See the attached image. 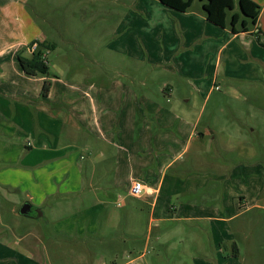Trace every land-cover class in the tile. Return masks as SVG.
Here are the masks:
<instances>
[{
	"label": "rangeland",
	"instance_id": "374dc122",
	"mask_svg": "<svg viewBox=\"0 0 264 264\" xmlns=\"http://www.w3.org/2000/svg\"><path fill=\"white\" fill-rule=\"evenodd\" d=\"M193 5L200 7V0ZM165 9L159 0H0V44L32 38L54 44L45 51L47 64L73 84L72 97L86 105L93 97L98 108L102 85L142 80L148 99L180 112L202 108L200 124L219 133L183 152L172 146L164 171L152 162L154 182L160 177L162 184L146 195L149 201L130 194L129 163L85 150V129L60 133L59 157L44 164L35 146L9 154L10 143L32 139L13 134L0 145V264H128L134 258L136 264H264V82L221 72L213 82L197 78L212 65L200 49L179 45L167 54L172 37ZM191 58L190 75H182L177 60ZM200 81L203 97L212 86L204 103ZM67 105L58 110L71 112L74 103ZM94 163L99 170L89 177ZM117 177L126 186L116 187ZM85 182L97 185L85 189ZM25 201L41 216L20 215ZM56 225L73 233L62 232L55 244L34 237L39 227Z\"/></svg>",
	"mask_w": 264,
	"mask_h": 264
},
{
	"label": "crops",
	"instance_id": "0c3cea01",
	"mask_svg": "<svg viewBox=\"0 0 264 264\" xmlns=\"http://www.w3.org/2000/svg\"><path fill=\"white\" fill-rule=\"evenodd\" d=\"M194 1L183 12L161 3L170 18L166 26L172 39L166 42L167 54L172 55L179 45L188 51L202 50V55L208 57L212 70L208 66V72L204 76L197 71L195 76L199 79L203 77L209 79L211 76L213 82L218 72H221L228 78L244 77L243 79L246 80L264 82V0H253L259 5L255 24L245 31H240V28L236 26V32H232L228 24L220 27L209 22L201 1L200 7L192 9ZM237 1L234 0L233 12H239ZM32 40L38 39H22L6 43V45L0 44V145L9 144L7 139L13 134L17 137L32 136L31 140L27 139L23 144L16 142L6 145L12 146V149L8 150L9 154L19 153L22 147L28 150L35 146L44 155L39 160L40 164H44L59 157L60 149L56 145L60 133L75 136L80 129H85V150L99 158L107 156L108 152L110 159L129 163L128 190L132 181H140L145 186L143 197L148 200L146 195L156 193L162 184L160 177L154 182V173L150 171L152 162L157 164L158 171H164L170 163L168 155L171 153L172 146H174L173 149L180 147V152H183L189 144L197 146L219 135L210 125L200 124L202 108L198 112L190 110L188 112L183 109L180 112L171 108L170 105L163 106L154 102L148 99V87L142 80L139 84L131 80L128 83L114 81L113 84L110 82L102 85L98 91L100 98L98 108L93 97H89V105H86L82 98H74L68 91L73 84H68L55 76L50 69L48 75L31 76L24 72L18 63L17 54L21 53L29 58L37 45V42L29 45ZM27 41H29L28 44ZM205 43H207V50L202 49ZM26 46L30 49L29 53L25 49ZM47 49L53 48L43 49L44 53ZM150 60L153 61V59ZM193 60L191 58L188 64L181 59L177 60L180 67L178 70L182 75H190ZM174 67L176 68V65ZM45 80L50 81V87L48 94L42 96L41 90ZM199 83V88H196L204 103L212 86L203 97L200 88L205 82ZM141 85L146 87L142 90L143 94H139L141 91H138ZM163 93L169 96L171 88L165 85ZM188 101L189 99H184V102ZM60 102L63 105L61 107L57 105ZM67 103H74L71 112L65 113L58 110L67 107ZM88 168L91 171L89 177L97 174L99 170H96L95 163ZM86 174L87 172L85 177ZM89 182H85V189L96 187L97 184ZM152 182L156 183V186L152 185ZM115 186L126 185L121 178L117 177ZM98 187H100L99 182ZM71 188L78 189L79 184ZM58 189L62 190L60 187ZM65 191L67 190L61 193ZM18 226L20 227L21 224ZM88 227L89 225L85 223V236L89 235ZM64 231L69 232L70 235L73 233V229L58 225L55 229L39 227L34 237L42 244L43 241L50 240L55 244L58 237L63 236ZM80 234L79 232L77 235ZM142 255L143 253L140 254ZM133 260L135 261V258L128 260V264H131Z\"/></svg>",
	"mask_w": 264,
	"mask_h": 264
},
{
	"label": "trees",
	"instance_id": "16d2710c",
	"mask_svg": "<svg viewBox=\"0 0 264 264\" xmlns=\"http://www.w3.org/2000/svg\"><path fill=\"white\" fill-rule=\"evenodd\" d=\"M163 5L177 11H186L193 0H159ZM206 15V19L220 27L230 26L232 32H236V26L240 31L247 30L254 25L259 11V5L253 0H238L239 12H233L235 7L234 0H200ZM230 12V13H229ZM37 42L36 48L31 56L25 57L21 53L17 54L20 67L28 75H48L49 66L45 59L43 49L54 46L45 40H32L29 45ZM50 87V81L45 80L42 86L41 95L46 96ZM34 207V206H33Z\"/></svg>",
	"mask_w": 264,
	"mask_h": 264
},
{
	"label": "water",
	"instance_id": "95a60500",
	"mask_svg": "<svg viewBox=\"0 0 264 264\" xmlns=\"http://www.w3.org/2000/svg\"><path fill=\"white\" fill-rule=\"evenodd\" d=\"M36 212L35 216H40L41 212L37 207H33V205L29 201H25L21 204V206L18 209V213L23 216H30L32 215L31 212Z\"/></svg>",
	"mask_w": 264,
	"mask_h": 264
},
{
	"label": "built area",
	"instance_id": "2783aa9c",
	"mask_svg": "<svg viewBox=\"0 0 264 264\" xmlns=\"http://www.w3.org/2000/svg\"><path fill=\"white\" fill-rule=\"evenodd\" d=\"M129 192L131 195L135 197H140L145 192V186L140 181L134 180L130 185ZM131 264H136V263L132 261Z\"/></svg>",
	"mask_w": 264,
	"mask_h": 264
},
{
	"label": "flooded vegetation",
	"instance_id": "af4514ba",
	"mask_svg": "<svg viewBox=\"0 0 264 264\" xmlns=\"http://www.w3.org/2000/svg\"><path fill=\"white\" fill-rule=\"evenodd\" d=\"M35 213V215H36V212H34Z\"/></svg>",
	"mask_w": 264,
	"mask_h": 264
}]
</instances>
